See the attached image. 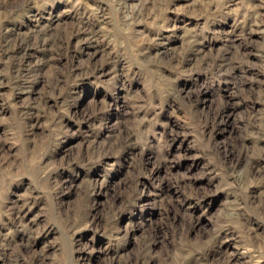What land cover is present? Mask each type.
<instances>
[{
    "label": "rangeland",
    "instance_id": "obj_1",
    "mask_svg": "<svg viewBox=\"0 0 264 264\" xmlns=\"http://www.w3.org/2000/svg\"><path fill=\"white\" fill-rule=\"evenodd\" d=\"M0 264H264V0H0Z\"/></svg>",
    "mask_w": 264,
    "mask_h": 264
}]
</instances>
